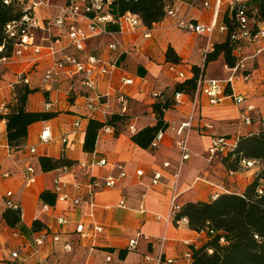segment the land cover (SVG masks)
Returning <instances> with one entry per match:
<instances>
[{"label":"crops","instance_id":"obj_1","mask_svg":"<svg viewBox=\"0 0 264 264\" xmlns=\"http://www.w3.org/2000/svg\"><path fill=\"white\" fill-rule=\"evenodd\" d=\"M68 0H52L56 7ZM187 1V0H186ZM185 6H182V10ZM51 14H59L56 8L48 9ZM211 11L204 10L202 5L190 14L191 19L200 23H209ZM145 25L137 31L120 32L117 25H108L106 36H98L87 42L86 53L101 56L108 62H116V68L108 77H98L96 92L84 88L79 82L70 83L69 78L60 74V78L45 86L42 82L45 71L53 64L52 59H43L34 69L35 58L32 52L21 60L0 67V104L16 102L15 78L22 72L33 71L29 87L37 89L28 97L27 110L44 112L45 103L54 104L51 112L56 117L48 122L31 125L23 148L10 155L7 141V121L0 119V172H10L9 179L0 178V196L13 190L15 200L22 208V225L24 229L10 228L4 222L0 224V264H157V259L174 260V264H192L185 254L192 245L202 246L208 239L207 234L192 230L189 224L179 222L172 216L174 207L188 203L211 202L215 194H242L253 183L264 169L262 164L252 168L240 165L237 171H230L218 158L210 159L209 149L215 136L236 138L237 140L264 129V53L256 54L264 48V42L248 44L239 55L245 59L249 80L236 81L234 94L244 96L246 102L237 105L232 98H226L218 105H212L202 93L199 94L195 108V121L190 132V159L184 162L178 174L181 152L177 147L178 136L174 126L186 121L194 111V96L182 93L179 102L174 101L173 108L164 114L167 124L165 135L157 148L139 147L132 137L147 127L157 125L153 105L158 100L171 96L176 84L194 75V68L203 64L202 49L206 46L207 35H195L179 30L173 20L166 19L149 28L150 38H145ZM221 33V32H220ZM215 34V33H214ZM205 39V43H202ZM225 38L219 42L222 43ZM63 41H67L65 37ZM118 43V50L111 51L108 45ZM172 48L181 59L179 64L168 62L167 53ZM170 64L183 68L186 78L169 70ZM213 64L220 65V76H209ZM223 57L206 66L208 79L226 80L230 72L226 69ZM131 78L134 85L124 86L122 78ZM218 77V78H214ZM73 88V91H70ZM71 92V93H70ZM96 93L107 96L110 115L92 113L87 109L88 100ZM124 93L129 100L124 115L128 121L119 124L112 133L103 129L99 132L96 148L93 153L83 149L89 120L107 122L114 115L122 114L119 96ZM154 93L161 94L154 98ZM248 105L255 106V122L246 126L241 122V113ZM82 122V128L74 131V124ZM212 124L213 129H207ZM45 125L52 128L54 141L42 143L40 136ZM130 126L136 129L130 131ZM68 138V144L62 141ZM35 148L36 154L30 149ZM40 157L70 161H88L93 158L106 159L104 168L94 170L95 178L103 180L109 176L118 177L122 167L125 178L113 188H101L95 192L94 218L84 217L87 227L93 222L100 224L104 232L96 242V248L81 241L74 233L75 223L81 220L84 208L70 212L67 204H57L49 212H43L40 195L54 187L55 173L43 172L38 164ZM169 163V167L164 164ZM37 169V182L26 186L23 170L27 165ZM142 171L143 175H138ZM160 173L161 181L153 185L154 175ZM69 190L73 192L76 180L67 176ZM237 191V192H235ZM83 199H86L83 196ZM173 199L175 201L173 202ZM0 202V211H4ZM82 210V212L80 211ZM1 213V212H0ZM68 216L71 225L61 226L57 218ZM41 220L53 231L62 233L63 241H71L72 253H64L60 244L47 243L36 248L31 232L34 221ZM141 236L135 250L129 251V242ZM113 249L114 252L109 250ZM13 252H19L21 259L12 258ZM125 253V258L120 257ZM111 255L112 261L107 262ZM149 258V259H148Z\"/></svg>","mask_w":264,"mask_h":264},{"label":"built area","instance_id":"obj_2","mask_svg":"<svg viewBox=\"0 0 264 264\" xmlns=\"http://www.w3.org/2000/svg\"><path fill=\"white\" fill-rule=\"evenodd\" d=\"M13 1L18 6L23 8V14L17 20L9 22L5 27L7 37L13 42V51L11 56L3 55L0 57V67L6 64L13 63L21 60L27 53L32 52L35 58L30 63H34V69L38 66V62L43 59H52L53 64L45 71L42 82L45 86L60 78V74L64 73L70 83L74 84L79 82L84 88L96 92L97 78L108 77L116 68V62H108L101 56L86 53L87 42L98 36H106L108 25H117L121 33L125 31L135 32L144 26L142 20L138 15L127 12L121 16H115L111 12V0H68L65 4L54 6L52 0H6L5 4L10 5ZM246 0H170L166 10V19L174 21L175 26L184 32L195 35H207L208 40L206 46L202 49L203 64L200 67V73L197 77V89L194 96V111L189 118L174 126L173 130L178 136L177 147L181 152V160L179 164V173L184 162L190 159V132L195 121V108L197 105L199 94H204L212 105H218L226 98H232L237 105H242L246 102L244 96L234 94V84L236 81L249 80L245 59H240L239 55L243 49L252 43L264 42V20L256 18L251 19L246 13ZM264 4V3H263ZM200 5L204 10H210L211 19L209 23H200L195 19L190 18L191 12L197 9ZM225 5L227 7L225 8ZM182 6L185 9L182 10ZM52 9L56 8L59 14L55 19L45 20L41 22L37 14L38 9ZM237 8V21L239 29L232 37L239 42L236 53L238 55V62L234 67L226 66L230 72L226 80L208 79L206 75L205 63L208 55L213 52L214 44L212 37L221 25L219 31L226 34L227 26L222 23L224 9L226 10ZM151 30L146 28L143 31L145 38L151 37ZM67 41H63L64 38ZM109 50L117 51L118 43L112 42L108 45ZM5 46L0 47V53L3 54ZM264 53V48L258 49L257 55ZM169 70L178 75L180 79H185L186 74L178 71L176 65L170 64ZM33 71L22 72L17 75L18 80L14 86L30 84V77L28 76ZM124 86L134 85V80L131 78H122ZM73 91V88H70ZM70 92V93H71ZM182 93H177L175 100L179 102ZM154 98H160L161 94L154 93ZM119 101L122 106V114H125L128 108V97L121 93ZM54 104L52 102L45 103V111L51 112ZM87 109L92 113H98L105 117L110 115L109 104L107 96L96 93L95 97L88 100ZM256 108L253 105H248L241 113V122L246 126H252L255 122L253 113ZM9 111L7 104H0V114H6ZM264 125V120H263ZM212 124H206L207 129H213ZM82 128V122L77 121L74 124V131L78 132ZM103 130L107 133H112L113 129L105 126ZM132 133L136 132L133 126H130ZM165 131L161 130L157 133L156 137L151 143V147L157 148L162 142ZM42 143H50L54 141L53 131L49 125H45L40 136ZM65 145L68 144V138L62 139ZM238 145V140L235 146H229L228 139L225 137L215 136L212 140L209 149L210 159L220 158L227 155L228 151L235 150ZM9 148V146H8ZM23 148V147H22ZM10 155L14 150L10 149ZM31 154H36V149H30ZM108 161L104 158H93L88 161H76L69 165H63L56 168L54 187L51 191L56 196V204H44L43 212H49L57 204H67L70 212H75L77 209L84 208L85 213H82L81 220L75 223L74 233L78 235L79 240L85 241L91 245V249L96 248V242L100 235L103 234L104 228L98 223L93 222L91 227L86 226L84 217L90 219L94 218L95 212V192L101 188H113L117 183L125 178L126 174L122 167H118L120 174L118 177L109 176L103 180L95 178L94 170L96 168H104ZM261 162L257 160L243 159L241 166L252 168L260 165ZM169 167L170 164H164ZM37 169L34 165H27L24 170V179L26 186H31L37 182ZM138 175L142 176L143 172L139 171ZM67 176L73 177L76 182L73 184V192L69 190V183L65 180ZM10 172H0V178L9 179ZM162 175L156 173L154 175L153 185H158L161 181ZM258 193L264 195V179L260 181L258 186ZM83 196L86 199H83ZM219 194H215L212 200L215 201L219 198ZM175 199H173V202ZM0 202L4 205L5 209L20 210L22 214L21 205L15 200V193L13 190H8L4 195L0 196ZM180 207H174L172 216L180 210ZM82 212V210H80ZM86 221V220H85ZM188 224L187 219L178 220ZM57 222L61 226L71 225L72 221L68 216H61L57 218ZM140 235L130 240L128 250H135L139 244ZM33 243L36 248L45 246L47 243L60 244L64 253H72L74 246L71 241H63L62 233L53 231L51 228L34 232ZM12 258L15 260L21 259L19 252H13ZM185 258L193 262L192 250L185 254ZM149 259V258H148ZM112 257H107V262H111ZM39 264H47L46 260H42ZM157 264H174V260H163L162 256L157 259Z\"/></svg>","mask_w":264,"mask_h":264},{"label":"trees","instance_id":"obj_3","mask_svg":"<svg viewBox=\"0 0 264 264\" xmlns=\"http://www.w3.org/2000/svg\"><path fill=\"white\" fill-rule=\"evenodd\" d=\"M6 0H0V47L5 46L3 55L11 56L13 42L6 33L5 27L9 22L17 20L23 14V8L15 1L10 5ZM111 12L121 16L127 12L138 15L143 24L151 28L154 24L163 22L170 0H111ZM264 0H246V13L253 19L264 20ZM237 8L224 10L222 23L227 26L225 40L215 43L214 50L208 55L205 68L209 63L223 57L228 67H234L238 62L236 49L239 42L232 36L238 32L239 24L236 18ZM168 62L179 64L181 59L172 48L167 53ZM200 67L194 68L191 79L176 84L171 96L158 100L153 105L157 117V125L147 127L135 134L132 140L141 148L147 149L157 133L167 129L164 114L175 105L177 93L193 96L197 89V77ZM28 85L16 88V102L7 105L9 111L0 114V119L7 121V141L12 150H19L25 146L29 127L35 123L48 122L56 117L53 112H30L27 110L29 95L36 92ZM126 115H114L103 123L95 119L88 122L83 149L86 153H93L96 148L99 132L109 126L117 128L125 125ZM243 159L260 161L264 166V129L238 140L235 150L228 151L223 156L222 163L230 171H237ZM74 163L67 158L53 159L40 157L38 164L43 172H51L56 168ZM264 179V169L258 174L242 194H221L211 202L188 203L176 213V220L187 219L189 227L208 236L207 241L200 247L191 246L193 254L192 264H264V195L258 193L260 181ZM44 204L55 205L56 196L53 191L45 190L40 195ZM5 223L10 228L24 229L20 210L5 209L0 224ZM47 228L41 220L34 221L31 232H39ZM114 252L113 249L109 250ZM125 253H120L122 259Z\"/></svg>","mask_w":264,"mask_h":264},{"label":"rangeland","instance_id":"obj_4","mask_svg":"<svg viewBox=\"0 0 264 264\" xmlns=\"http://www.w3.org/2000/svg\"><path fill=\"white\" fill-rule=\"evenodd\" d=\"M226 7H227V5H225V8ZM37 14H38L39 19H40L41 22H44L45 20H48V19L53 20V19L56 18V14H54V13L51 14V12H49V10L48 9H45V8H43V9H40L39 8L37 10ZM220 25H221V21H219V27H220ZM219 27L217 28V30L215 31V34L213 35V41H215V42H219V41H221V40H223L225 38V34L220 33ZM205 42L206 41L204 39L202 43H205ZM176 68H177L178 71H182V70L185 71L183 68H180L179 66H176ZM208 74H209V76H213V75L214 76H220V74H221L220 73V65L219 64H216V65L213 64L212 67H211V69H210V72ZM206 75H207V72H206ZM214 78H218V77H214ZM17 80H18V77L15 78V81L14 82L16 83ZM236 143H237V139L236 138H234V137L228 138V144H229V146H235ZM222 159L223 158L220 157L217 160L218 161H222ZM235 192H237V191H235ZM224 194H231V193H224ZM0 212H1L0 213V219H1V216H2L3 211H0Z\"/></svg>","mask_w":264,"mask_h":264}]
</instances>
